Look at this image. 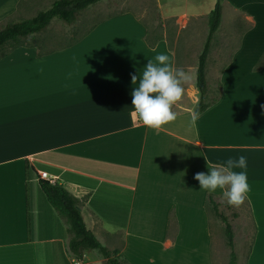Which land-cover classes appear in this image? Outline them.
Wrapping results in <instances>:
<instances>
[{"label": "crops", "instance_id": "1", "mask_svg": "<svg viewBox=\"0 0 264 264\" xmlns=\"http://www.w3.org/2000/svg\"><path fill=\"white\" fill-rule=\"evenodd\" d=\"M216 1L156 4L162 21L181 22L200 44ZM219 1L205 79L207 95L218 85L220 94L195 124L201 50L188 64L186 44L178 51L164 37L150 48L147 28L132 12L108 16L70 43L20 47L0 60V264L75 258L69 226L47 204L40 173L78 200L86 228L121 264H213L223 224L206 200L222 194L200 190L194 176L207 172V161L239 156L247 160L245 202L254 227L244 264H264V64L257 68L264 0ZM18 3L0 0V25ZM165 51L188 80L172 107L176 120L149 128L131 118L130 74ZM95 253L82 256L105 264Z\"/></svg>", "mask_w": 264, "mask_h": 264}, {"label": "trees", "instance_id": "2", "mask_svg": "<svg viewBox=\"0 0 264 264\" xmlns=\"http://www.w3.org/2000/svg\"><path fill=\"white\" fill-rule=\"evenodd\" d=\"M26 1L28 0H19L18 9ZM101 1L102 0H53L48 9L36 13L31 18L4 24L0 27V60L17 48L37 46L38 43L34 41V36L44 33L53 19H57L68 26L73 25L76 23L77 17L81 13ZM28 2L34 1L29 0ZM220 22L221 4L220 1L217 0L214 8L207 16V35L201 52L197 57L195 88L199 94V101L194 111H198L200 115L218 100L220 94V86L218 85L216 97L208 100V88L205 79L207 56L209 54L213 36L218 30ZM162 39V36H151L147 29L146 41L150 48H153ZM263 64L264 54L257 62V68L261 67ZM38 182L47 204L60 217L64 218L69 226V231L72 237L68 243V248L73 257L81 258L85 252L96 251L103 259H105V264H121L115 256L116 253L101 246L94 235L86 228L82 214L78 208L79 202L76 198L56 183L49 184L41 179H39ZM206 202L209 215L220 220L223 224L226 246L229 251L227 264H237L232 227L226 217L219 212V204L215 201L212 195L207 196Z\"/></svg>", "mask_w": 264, "mask_h": 264}, {"label": "rangeland", "instance_id": "3", "mask_svg": "<svg viewBox=\"0 0 264 264\" xmlns=\"http://www.w3.org/2000/svg\"><path fill=\"white\" fill-rule=\"evenodd\" d=\"M28 1L24 2L18 11L1 24L0 27L8 22H17L22 19L31 18L36 13L48 9L53 2V0ZM126 11L132 12L137 19L147 27L151 36L165 37L170 46L173 48L175 47L178 51L179 49L181 51L183 45L186 44L189 51L186 57L187 63L191 64L195 61L196 54L202 49L203 42L199 44L197 37H192L188 30L184 31L181 22L162 21L158 12L156 0H102L80 14L77 17L76 23L73 25L68 26L57 19H53L50 26L42 35L34 36V41L41 46H46L45 43L52 44V46L70 43L81 34L86 33L96 22L113 14ZM210 82L209 78V85H211ZM216 95L217 88L214 86L213 93L208 96V100L215 98ZM215 201L219 204V212L226 217L232 227L237 264H244L254 233V227L249 220L247 204L244 201L239 207L229 206L222 196L216 198ZM213 219L221 223L220 220L215 217H213ZM228 254L229 251L226 246L224 227L222 225L219 233H215L213 264H227ZM95 255L97 258L100 257L98 252L95 253Z\"/></svg>", "mask_w": 264, "mask_h": 264}, {"label": "clouds", "instance_id": "4", "mask_svg": "<svg viewBox=\"0 0 264 264\" xmlns=\"http://www.w3.org/2000/svg\"><path fill=\"white\" fill-rule=\"evenodd\" d=\"M146 59L142 70L130 74L131 108L144 126L160 128L176 120L177 114L172 107L183 97L188 74L174 65L172 55L166 51ZM199 116L200 113L194 111L190 123L195 124ZM246 168L245 156L215 165L207 161V172L196 173L194 179L199 182L200 190L214 193L219 189L229 206L239 207L250 191L247 173L243 171Z\"/></svg>", "mask_w": 264, "mask_h": 264}, {"label": "built area", "instance_id": "5", "mask_svg": "<svg viewBox=\"0 0 264 264\" xmlns=\"http://www.w3.org/2000/svg\"><path fill=\"white\" fill-rule=\"evenodd\" d=\"M131 118L134 119L135 122H140L134 112L131 113ZM39 178L43 181L48 182L49 184H54L53 179L48 178L46 173H40ZM71 264H91V263L86 260L85 256H82L81 258H74L73 260H71Z\"/></svg>", "mask_w": 264, "mask_h": 264}]
</instances>
